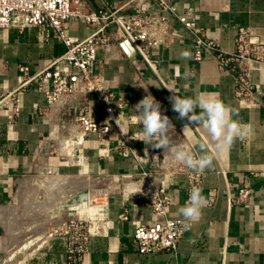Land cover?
Listing matches in <instances>:
<instances>
[{
    "label": "crops",
    "instance_id": "obj_1",
    "mask_svg": "<svg viewBox=\"0 0 264 264\" xmlns=\"http://www.w3.org/2000/svg\"><path fill=\"white\" fill-rule=\"evenodd\" d=\"M84 1L92 9H126L131 0ZM168 2L172 12L161 11L157 1L143 6L146 13H162L167 18V35L151 47L152 65L120 49L117 34L112 45L98 53L95 70L104 74L107 94L112 96L104 107L91 99L89 108L92 118L101 124L108 122L106 107L115 109L111 136L106 140L94 132H81L74 119L76 109L49 112L40 80L20 89L27 78L20 68L28 67L29 77L38 75L66 52L64 43L54 35L47 41L38 28L0 31V264H68L65 240L49 239L45 245L27 250L12 226L23 222L18 211L37 204L36 195L44 191L51 192L50 203L55 200V207L23 219L46 220L50 226L58 216H74L77 187L86 196L95 189L101 198L95 216L99 233L92 239L84 264H264V64L253 65L252 80L259 90L252 104L243 106L236 96L234 75L221 71L205 52L204 60L197 61L193 34L179 21L182 14L194 16L208 37L232 52L240 27L250 28L264 44V0ZM67 33L84 39L92 29L76 22L67 25ZM185 50L191 53L189 58L181 57ZM43 86L51 88L49 82ZM174 93L180 97L218 94L234 110L233 119L248 126V136L235 140L204 171L175 161L167 149L133 139L142 130L131 119L133 110L151 94L174 125L173 144L189 143L183 132L189 124L188 131L214 147L197 122L180 119L173 111L170 97ZM193 151L200 153L199 146ZM191 173L203 175L201 189L207 203L200 218L190 222L175 253L141 255L133 238L136 230L152 227L162 218L149 206L128 203V196L143 189L161 192L171 200L166 218L185 220L178 209L189 199ZM43 178L55 182L44 189L37 183ZM58 178L68 180L69 200L62 210L55 190ZM243 187L252 190V197L237 204L231 196ZM213 190L217 197L211 202Z\"/></svg>",
    "mask_w": 264,
    "mask_h": 264
},
{
    "label": "built area",
    "instance_id": "obj_2",
    "mask_svg": "<svg viewBox=\"0 0 264 264\" xmlns=\"http://www.w3.org/2000/svg\"><path fill=\"white\" fill-rule=\"evenodd\" d=\"M148 1H157L163 12L173 11L168 0H131L126 9H92L84 0H0V31L17 29L22 32L29 27L38 28L47 41L54 35L66 46L62 56L34 77H29L28 67H21V73L27 78L20 89L40 80V90H43L49 112L76 109L74 119L81 132H94L100 139H108L115 122V109L106 107L108 122L101 124L92 118L89 108L91 99L95 98L97 104L104 107L112 96L107 94L104 74L95 70L98 53L110 47L117 34L120 49L129 41L135 55L152 65L151 47L167 35V18L162 13H146L143 6ZM179 21L193 34L195 59L203 61L205 52L221 71L234 75L237 99L243 106H250L259 90L252 80L253 65L264 64V44L255 38L250 28L240 27L235 49L228 52L198 27L194 16L185 13L179 16ZM76 22L89 26L92 33L84 39L71 37L67 25ZM45 82L51 84L50 89L43 88ZM193 186L202 188L201 173L189 175V192ZM216 197L217 191L213 190L211 202ZM251 197L252 190L248 187L238 189L231 196L237 204L247 203ZM127 201L149 206L162 218L152 227L136 230L133 238L138 252L144 256L175 253L191 224L182 219L166 218L170 198L161 192L139 191L129 195ZM96 215L91 218L59 216L48 228L49 239L65 240L68 264H84L90 254L92 239L99 233Z\"/></svg>",
    "mask_w": 264,
    "mask_h": 264
},
{
    "label": "clouds",
    "instance_id": "obj_3",
    "mask_svg": "<svg viewBox=\"0 0 264 264\" xmlns=\"http://www.w3.org/2000/svg\"><path fill=\"white\" fill-rule=\"evenodd\" d=\"M180 55L182 58H189L191 53L185 50ZM143 88L147 90V87ZM170 101L173 111L178 113L180 119L187 118L189 122H197L199 127L207 131L214 147L188 131L189 124H185L183 129L189 143L173 144L174 125L167 115L161 113L160 103L151 94L145 95L133 110L135 114L131 118L132 121L142 125V130L134 133L133 139L154 148L167 149L175 161L190 169L204 171L210 168L220 153H226L235 140H244L249 134L248 126L233 119L234 110L225 104L218 94L201 93L195 97H180L174 93ZM197 108L200 109L198 115ZM195 146H199L200 153L193 151ZM206 203L202 189L193 186L188 201L178 212L185 221L194 222L200 218Z\"/></svg>",
    "mask_w": 264,
    "mask_h": 264
},
{
    "label": "rangeland",
    "instance_id": "obj_4",
    "mask_svg": "<svg viewBox=\"0 0 264 264\" xmlns=\"http://www.w3.org/2000/svg\"><path fill=\"white\" fill-rule=\"evenodd\" d=\"M77 130L78 128H75L73 130V135L77 134ZM45 178L41 179L42 181L39 182L37 181V183L41 186V188L43 187L45 189L46 185L51 186V184H53V182H55V180L53 179H46ZM56 181L59 182V186H56L54 189L56 190L57 197L60 199L61 204L58 205L59 209H63L64 207L67 206V202L69 200V195L67 192V182L68 180H64V179H56ZM77 186H80L79 183H76ZM76 207H75V211H74V217L77 218H91L94 217V214L97 212L96 210H92L93 207H98V209H100V205H97V203L99 202V200L101 199L99 195H95L97 191H95V189H93V192L91 193L90 196H86L85 194H83L82 192H80L79 188H76ZM52 190V189H51ZM53 191V190H52ZM46 194H50V195H46ZM51 192L45 193L42 195L41 194H37V204H33V207L28 206L27 208H25V210L23 212H19V215L21 216V220H23L22 223H20V221H17L12 227L13 230L15 229L17 232V237L19 239L22 240V245L25 246V248L27 250H31V249H35L37 247H41L43 245H45L49 238L46 234V232L49 230L48 228L50 227L48 225V222L46 220H28L26 221L25 219H23L24 217L26 218H30V217H37L36 215H38V213H36L37 211L39 213L42 212H46L48 210L49 207L52 208V206L55 207V200L54 203L52 205V203H50L51 201ZM88 197V199H87ZM86 199V200H85ZM43 202V205H41V202ZM53 202V201H52ZM61 209V210H62ZM56 212V210H55ZM61 212V211H60ZM79 212V213H78ZM99 212V211H98ZM97 212V213H98ZM77 213V214H76ZM57 214L60 215V213ZM59 217V216H58ZM45 243V244H44Z\"/></svg>",
    "mask_w": 264,
    "mask_h": 264
},
{
    "label": "water",
    "instance_id": "obj_5",
    "mask_svg": "<svg viewBox=\"0 0 264 264\" xmlns=\"http://www.w3.org/2000/svg\"><path fill=\"white\" fill-rule=\"evenodd\" d=\"M122 49L125 51V53L128 56H132L135 54V49L133 48V46L131 45V43L129 41H126L125 43H123L121 45ZM140 191H147L146 189L140 190ZM98 193H96L95 195H97ZM100 196V195H99ZM88 199V198H87ZM86 200V199H85Z\"/></svg>",
    "mask_w": 264,
    "mask_h": 264
},
{
    "label": "bare ground",
    "instance_id": "obj_6",
    "mask_svg": "<svg viewBox=\"0 0 264 264\" xmlns=\"http://www.w3.org/2000/svg\"><path fill=\"white\" fill-rule=\"evenodd\" d=\"M99 194H100V193H98L97 195H99ZM93 209L96 210L97 212L99 211L98 207H93L92 210H93ZM97 212H96L95 214H97ZM95 214H94V215H95Z\"/></svg>",
    "mask_w": 264,
    "mask_h": 264
}]
</instances>
